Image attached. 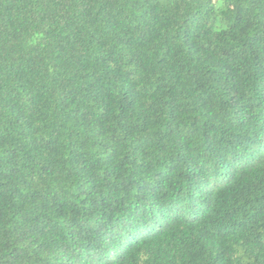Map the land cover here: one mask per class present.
Segmentation results:
<instances>
[{"label": "trees", "instance_id": "16d2710c", "mask_svg": "<svg viewBox=\"0 0 264 264\" xmlns=\"http://www.w3.org/2000/svg\"><path fill=\"white\" fill-rule=\"evenodd\" d=\"M0 264H264V0H0Z\"/></svg>", "mask_w": 264, "mask_h": 264}]
</instances>
